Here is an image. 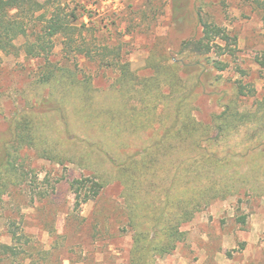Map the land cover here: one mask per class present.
<instances>
[{
  "label": "rangeland",
  "instance_id": "374dc122",
  "mask_svg": "<svg viewBox=\"0 0 264 264\" xmlns=\"http://www.w3.org/2000/svg\"><path fill=\"white\" fill-rule=\"evenodd\" d=\"M50 1L66 13L83 15L78 23L86 28L77 41L85 40L93 54L89 58L71 52L59 38L50 62L30 59L23 49L3 57L0 151L11 141L14 122L31 108L40 115L49 137L38 148L22 149L14 162L27 176L25 183L11 186L2 196L0 244L13 246L15 232L24 249L16 258L0 256V264H132L135 231L122 182L128 178L121 167L132 154L154 143L162 132L159 116L163 114L168 125L177 98L195 89L189 109L197 122L213 127L215 139L203 143L216 160L211 159L201 177L204 183L214 180L210 190L215 187V195L226 199L213 201L183 224L180 233L185 235L175 249L152 256L150 262L264 264V22L255 0ZM200 17L231 36L230 45L219 41L225 48L228 45L223 55L219 57L216 50L210 55L226 68L214 75L213 88L206 79L194 88L196 79L187 80L182 73L183 86L172 84L166 74L174 60L208 63L206 57L194 55L193 47L182 50L185 42L202 38ZM24 43L16 42L18 47ZM110 62L115 65L106 64ZM123 64H129L136 78L134 91L118 85ZM154 64L167 71L161 76ZM52 70L57 80L44 84L45 73ZM142 81L149 82L151 89H143ZM158 85L163 86L158 89ZM241 86L244 94L237 96ZM85 90L95 97L87 104L81 103ZM149 91L160 93L164 102L142 103L140 94ZM228 105L236 106L242 121L228 126L219 137L221 122L213 117L222 115ZM87 139L100 143L102 149L89 148L83 143ZM176 154L172 166L170 158L161 159L159 191L169 187L177 170ZM64 156L69 160L64 164L49 158ZM188 176L185 172L184 178ZM87 179L102 184L103 190L78 207L72 184Z\"/></svg>",
  "mask_w": 264,
  "mask_h": 264
},
{
  "label": "trees",
  "instance_id": "16d2710c",
  "mask_svg": "<svg viewBox=\"0 0 264 264\" xmlns=\"http://www.w3.org/2000/svg\"><path fill=\"white\" fill-rule=\"evenodd\" d=\"M254 5L264 22V0H255ZM81 16L83 17L76 11L66 13L61 6L52 3L50 0H0V67L4 56L18 55L21 49L30 59L50 62L55 41L59 38H64L66 47L70 48L67 50L83 53L90 58L93 53L86 45L85 40L82 44H78L77 41V38L83 37L82 28H86L84 23L80 25L78 23ZM200 23L203 28L202 38L185 42L182 45V50L184 52L193 47L194 55L206 57L208 63H203V65L196 62L188 65L186 62L174 60L171 73L166 74L170 75L172 84L179 82L183 86L184 83L180 81V73H182L187 80L196 79L194 88L201 83L202 79H206L210 83V88H213L214 75L217 72H223L226 68L223 62L213 60L210 55L215 54V50L216 53L219 52V57L223 55L230 45L231 36L222 27L204 22L202 17H200ZM19 39L25 41L22 47H18L16 44ZM219 41L226 42L228 44L226 48ZM105 50H107L106 47ZM115 57L118 61L121 59L118 55ZM106 64L108 66L115 65L112 62ZM158 65L154 64L153 67L162 76L164 74L162 71L165 72V69L167 71V68L158 67ZM120 67L122 76L118 85L122 87L123 91H134L138 85L135 82L136 78H133L131 74L129 64H123ZM60 79L65 78L58 77V80ZM42 80L44 84L57 80L56 72L54 70L46 72ZM156 80L158 81V77ZM71 82L76 81L72 80ZM59 83L63 85L66 80L63 83L59 81ZM141 86L146 90L151 89L149 82H143ZM162 86L158 85L157 87L161 89ZM243 89L242 86L238 88L237 96L244 94ZM195 90L177 98L172 119L170 118L171 121L168 125L165 124L166 118L163 117V114L159 116L162 132L155 137L154 143L139 154H132L121 167L123 169L121 174L128 178V180L123 179L122 182L126 187L127 211L135 231L132 264H151L150 258L152 256H164L167 252L174 250L175 243L185 235L180 233V227L183 224L189 223L197 213L202 212L213 201L226 199V196L215 195V187L210 190L213 187V184L210 183L214 180L210 182L208 179L204 183V179L201 177L211 159L216 160L215 154L209 155L203 143H215V139L213 140L211 137L213 127L205 128L207 125L197 122L192 110L189 109L196 94ZM90 92V90H85L84 94L81 95V103L87 104L95 99L92 94H89ZM149 92L140 94L139 98L142 103L148 105L152 99L160 100V93L156 96L152 94L153 91ZM210 94H214V92ZM161 99L164 98L161 97ZM160 102L164 101L160 100ZM226 108L227 110L222 115L213 117L215 122H221L220 125H217L218 127L215 126L218 128L219 137L225 134L228 126L242 121V117L239 119L235 105H228ZM112 114H114L113 118L117 117L115 113ZM35 115V111L31 108L19 116L12 126L11 141L1 148L0 202L2 196L11 186L25 183L27 173L16 167L14 163L20 157L19 153L22 149L26 147L38 148V143L43 144V141L49 137V132L39 118L40 115H36L37 117ZM66 132L68 133V130ZM67 135L69 136V133ZM83 143L95 150L102 149L100 143L91 144L90 139L83 141ZM185 148L190 150L191 154L186 155ZM176 152L179 155L175 161L178 163L177 170H173L169 187L163 191L160 188L159 191L157 187L161 181V161L170 158V166H172ZM49 158L54 162L59 161L61 164L69 161L66 156L59 159L56 157ZM124 171L128 172L127 175ZM185 172L189 173L186 179L184 178ZM132 180H135V183ZM72 188L77 197V206L80 207L82 204L96 199L103 190V185L87 179L73 182ZM189 190L191 192H188ZM86 191H90V194ZM169 215V219L165 221ZM153 230L154 233L151 235L150 231L153 232ZM154 234L155 236H153ZM13 242V246L0 244V256L14 258L20 256L24 244L15 232H13Z\"/></svg>",
  "mask_w": 264,
  "mask_h": 264
}]
</instances>
